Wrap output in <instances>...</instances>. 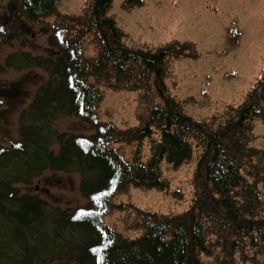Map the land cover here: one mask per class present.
<instances>
[{"label": "trees", "instance_id": "16d2710c", "mask_svg": "<svg viewBox=\"0 0 264 264\" xmlns=\"http://www.w3.org/2000/svg\"><path fill=\"white\" fill-rule=\"evenodd\" d=\"M111 1L87 0L80 14L54 24L53 55L26 51L6 59L14 68H43L48 78L22 108L19 136L0 143V218L11 220L8 238L22 248L13 259L0 257L5 264H264V148L256 146L254 134L255 123L264 124V74L224 123L196 121L165 94L164 82L168 59L186 57L192 43L128 46L106 14ZM57 2L22 0L18 15L42 22ZM107 88L144 89L145 98L155 92L163 101H151L137 125L120 129L98 117ZM65 112L94 132L57 129L54 122ZM153 134V154L145 161L141 146ZM190 139L201 149L194 175L200 192L189 208L164 214L113 202L129 185L164 186L161 162L187 161ZM121 140L138 142L132 157L110 145ZM46 170L80 172L86 204L59 208L37 192L21 191ZM115 206L135 214L128 227L140 229L136 237L105 224Z\"/></svg>", "mask_w": 264, "mask_h": 264}, {"label": "rangeland", "instance_id": "374dc122", "mask_svg": "<svg viewBox=\"0 0 264 264\" xmlns=\"http://www.w3.org/2000/svg\"><path fill=\"white\" fill-rule=\"evenodd\" d=\"M21 1L3 0L0 4V143L19 136L18 116L48 78L43 68H14L7 65L6 59L26 51L32 55H53L56 49L51 45V37L55 25L66 15L80 14L87 0H58L55 11L38 23L18 15ZM106 14L113 16L124 31L128 46H157L175 40L192 43L193 49L186 57L168 59L164 82L165 94L179 101L185 114L196 121H212L215 126L224 123L228 111L247 99L264 74V0H112ZM152 93L153 99L152 94L147 99L144 89H105L97 109L99 120L112 121L120 129L137 125L151 101H163L159 93ZM54 124L61 131L94 132L91 125L66 112ZM254 134L256 146L264 148L261 121L255 123ZM157 137L153 134L143 140L145 161L151 158L153 139ZM190 142L192 156L187 161L177 166L167 160L161 162L162 176L167 180L164 186L129 185L115 195L113 202L132 203L140 209L164 214L189 208L200 192L194 175L201 149L194 139ZM137 143L121 140L110 145L125 151L130 158ZM80 181L81 173L76 170H46L29 186L22 185L21 191L37 192L52 206L73 208L86 204ZM134 218L129 209L115 206L107 212L104 222L121 235L133 238L140 233V229L128 227ZM10 224V219L0 218V255L13 259L22 248L8 238ZM6 261L0 257V264ZM36 263L57 264L58 259Z\"/></svg>", "mask_w": 264, "mask_h": 264}, {"label": "bare ground", "instance_id": "6f19581e", "mask_svg": "<svg viewBox=\"0 0 264 264\" xmlns=\"http://www.w3.org/2000/svg\"><path fill=\"white\" fill-rule=\"evenodd\" d=\"M87 4V3H86ZM89 6V5H88ZM92 10V9H91ZM57 105V104H56ZM86 105V104H85ZM93 111V110H92ZM105 132V131H104ZM48 142V141H47ZM63 156V155H62ZM117 165V164H116ZM117 167V166H116ZM34 171V170H33ZM115 172V171H114ZM138 180V179H137ZM98 185V184H97ZM140 185V184H139Z\"/></svg>", "mask_w": 264, "mask_h": 264}, {"label": "water", "instance_id": "95a60500", "mask_svg": "<svg viewBox=\"0 0 264 264\" xmlns=\"http://www.w3.org/2000/svg\"><path fill=\"white\" fill-rule=\"evenodd\" d=\"M38 186H36V188H37Z\"/></svg>", "mask_w": 264, "mask_h": 264}]
</instances>
